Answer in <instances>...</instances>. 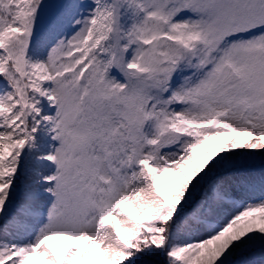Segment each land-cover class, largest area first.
I'll list each match as a JSON object with an SVG mask.
<instances>
[{
    "label": "snow or ice",
    "instance_id": "6c2138e0",
    "mask_svg": "<svg viewBox=\"0 0 264 264\" xmlns=\"http://www.w3.org/2000/svg\"><path fill=\"white\" fill-rule=\"evenodd\" d=\"M0 264H264V0H0Z\"/></svg>",
    "mask_w": 264,
    "mask_h": 264
}]
</instances>
